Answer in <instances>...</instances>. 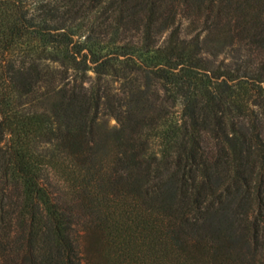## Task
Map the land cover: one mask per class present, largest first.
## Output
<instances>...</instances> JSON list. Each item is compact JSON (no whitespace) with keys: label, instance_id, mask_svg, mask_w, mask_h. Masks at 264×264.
Listing matches in <instances>:
<instances>
[{"label":"trees","instance_id":"obj_1","mask_svg":"<svg viewBox=\"0 0 264 264\" xmlns=\"http://www.w3.org/2000/svg\"><path fill=\"white\" fill-rule=\"evenodd\" d=\"M99 11V24L139 32L143 53L124 45L100 55L94 31L75 39ZM181 18L204 40L181 39ZM154 29L169 30L161 48ZM206 43L243 46L260 61L241 74L212 70L200 57ZM88 71L144 81L111 134L91 95L56 89ZM261 80L264 0H0V264H91L81 215L103 264H264ZM155 81L182 111L150 153L142 130ZM42 144L54 149L35 152Z\"/></svg>","mask_w":264,"mask_h":264},{"label":"rangeland","instance_id":"obj_2","mask_svg":"<svg viewBox=\"0 0 264 264\" xmlns=\"http://www.w3.org/2000/svg\"><path fill=\"white\" fill-rule=\"evenodd\" d=\"M100 13L101 11L81 22V27L77 31V34H79L81 38L75 37V39L83 42V39L88 36L89 32L94 31L95 36L92 33L90 34L92 38L91 42L94 41L93 48L97 49V52L100 55L111 56L113 50L120 49L124 45L133 46L137 53H143L145 42L142 40L139 32H135L131 27L129 28V31L121 32L120 30L111 29L106 23L105 25L99 24L103 18L100 16ZM180 23L181 39L185 41L190 40L198 34V40L200 42L204 40L206 31H201L200 27L194 26L190 23V20L185 18H181ZM168 32L169 30L162 31L161 29H154L153 49L161 48L163 46ZM200 49V57L204 59L208 67L212 70L218 68L230 71L238 70L237 73L239 72V74H241L244 70L246 72L253 71L256 64L260 61L259 56H257L255 52L249 51L243 46L235 45L214 52V50H212L206 43L202 44ZM44 65L57 68V65L49 63V61H46ZM61 82L55 83L57 90L61 87L67 90L72 87L79 93L91 95L92 106L97 107V120L108 129L109 134H111L112 131L119 129L120 124L124 125L127 123L128 116L126 113L128 107L131 103L133 104L135 102L137 96L144 90V81L141 78V75L134 73L128 75L125 79H115L111 76L97 77L91 71H88L81 77H74L69 73V76L66 77L62 83ZM257 85L264 87V81L261 80L259 83H255L253 87H256ZM43 90L42 87L38 93L43 92ZM146 95L148 103L145 104V108H147V106L150 107L151 105L150 110H153L154 114L152 113L153 116L151 118L147 117L144 121L146 124L151 122V125L143 128L142 135L149 140V152L157 153L160 150L158 144L161 136L166 134L168 130L171 132L174 126L179 122V119L181 118L182 104L179 97L166 90L157 81L152 83ZM28 105L34 106L32 103ZM254 108V106H250V109ZM32 109L34 110L33 107ZM35 110L41 112L42 108ZM44 119L46 124H48V127L51 129L56 127L55 119L51 117L49 112L45 114ZM117 119H119V121H117ZM261 136L264 140V117L261 122ZM56 141L57 140L54 139L52 144ZM208 146L210 149H213L211 144ZM53 149L52 146L47 144L35 145L34 147V151L41 154L45 150L51 151ZM80 220L82 222L83 234L85 233V237L80 239V242L83 248L88 252H86L87 258L90 257L91 264L105 263V260L102 257L103 253L99 252L101 251V248H99L98 243L96 246H91L98 238L96 236L97 231L91 224V219L81 215Z\"/></svg>","mask_w":264,"mask_h":264}]
</instances>
